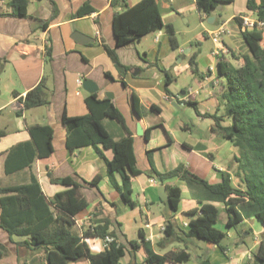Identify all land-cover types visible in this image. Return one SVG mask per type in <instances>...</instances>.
Returning a JSON list of instances; mask_svg holds the SVG:
<instances>
[{
  "label": "crops",
  "instance_id": "1",
  "mask_svg": "<svg viewBox=\"0 0 264 264\" xmlns=\"http://www.w3.org/2000/svg\"><path fill=\"white\" fill-rule=\"evenodd\" d=\"M141 0H124L130 7ZM238 0H234L235 4ZM248 0H240V7L231 18L247 16L257 21V11L247 9ZM10 0L0 1V12H9ZM28 0L27 17L16 18L0 16V186H13L28 183L31 175L35 176L47 199L64 190L58 182L64 178H73L78 183L90 182L96 175L101 176L96 188L88 187L84 193L90 204L74 216L73 231L82 234L89 225L108 221V232L115 234V240L126 245L122 264L132 260L130 241H140L143 236L157 254L182 249L172 242L164 250L156 245L164 238L168 221L174 224L178 233H187L190 221L195 215L190 212L198 209L200 203L212 204L218 210V219L214 227L226 234L225 239H236L230 245L222 244L225 251L209 243V250L200 257L199 262L192 259L188 241L182 242L183 249L189 254V260L183 264H241L250 259L256 251L264 227L257 225L255 218L244 219L238 224L227 227L224 203L213 198L201 185L181 180L177 177L158 180L146 172L151 162L158 172L172 170L178 166L206 181L218 184L227 173L233 187L244 190L241 181L243 174H238L239 150L226 137L215 130L213 116L221 117V124L227 126L231 120L225 117V106L221 95L226 92L227 82L218 74V62L238 68L243 64L242 56L248 49L241 38L238 23L223 37L222 45L227 54L219 60L211 52L214 44L207 33L220 25L225 26L218 11L206 16L198 11L196 0H156L162 22L170 24L175 31L178 18L185 25L195 13L199 17L202 29L196 40L177 41L178 49L173 50L169 36L164 30L146 34L132 42L115 49L120 63L127 67L125 71L116 68L108 56L105 46L115 48L112 20L115 13L121 11V5L113 7L112 0ZM255 6L260 0H253ZM80 11H88L81 16ZM212 17L209 27L203 25ZM47 22L43 29L42 24ZM226 27V26H225ZM261 31L260 47L264 50V28ZM81 33L90 41L78 43L74 33ZM210 40L212 47L203 48L199 39ZM50 50L48 58L47 50ZM197 53L198 75L189 66L190 55ZM186 61L185 65H182ZM237 63V67L233 65ZM214 65L216 73L208 74V67ZM173 78L165 90V74ZM175 73V76L172 75ZM182 78L187 84L184 89L175 84ZM207 79L205 80V78ZM215 78L217 83L214 82ZM78 79L91 80L99 86L98 99H105L106 93L114 106L124 116L126 125L134 140L136 164L142 174L132 177V200L134 208H128L119 193L111 186L106 176L105 162L92 147H84L74 152L66 148V128L62 124V115L68 117L83 116L88 113L85 98L90 95L76 83ZM42 80L48 89L49 102L41 107L25 109L23 98ZM175 83V84H174ZM132 94L138 100L141 112L138 117L132 107ZM108 99V98H107ZM105 130L114 139L122 136L120 127L109 120L102 122ZM140 125L141 134H137ZM32 126H47L52 130L53 152L46 158L35 156L30 168L5 173V162L9 152L22 143H31L29 132ZM147 133V138H146ZM99 149L102 150L101 146ZM107 160L112 159L110 150H102ZM24 160L11 156L9 165L14 167ZM11 177V178H10ZM7 178V179H6ZM120 184V177L116 174ZM166 186L180 189L177 210L172 212L165 201L158 195L159 187L166 191ZM196 215H200L198 212ZM257 220V219H255ZM233 230L236 234H233ZM224 239V240H225ZM27 237L12 236L0 229V243L7 254L0 258V264H46L42 249L28 248L22 245ZM90 252L98 254L104 250L100 238L85 239ZM250 244V247L246 245ZM136 264L145 263L142 248L134 252ZM74 264H89L85 258ZM165 264H179L166 262Z\"/></svg>",
  "mask_w": 264,
  "mask_h": 264
},
{
  "label": "trees",
  "instance_id": "2",
  "mask_svg": "<svg viewBox=\"0 0 264 264\" xmlns=\"http://www.w3.org/2000/svg\"><path fill=\"white\" fill-rule=\"evenodd\" d=\"M2 1V0H0ZM53 15L56 7L53 0ZM234 0H196L200 13L210 16L221 4H231ZM113 7L121 5V11L115 13L112 20V29L115 38V48L105 46V50L120 71H125L115 52V49L124 46L146 34L164 30L170 40L173 50L178 49L175 31L172 25H164L156 4V0H141L128 7L124 0H112ZM9 12H0V16L16 18L27 17L28 0H10ZM247 9L257 11L258 19L264 21V0L255 6L253 0L247 1ZM88 11H80L83 16ZM241 31V38L248 49L243 55V64L233 68L218 62V74L227 82L226 92L221 95L225 106V117L231 120L227 126L221 124L222 118L213 116L215 130L226 137L239 150V157L235 158L238 164L239 175L243 174L241 181L244 190L232 186L231 178L227 173L222 176L218 184H209L186 171L183 166L172 170L158 172L151 163L146 172L148 176L160 181L170 178H179L203 186L208 193L224 203L227 216L226 226L232 227L244 219L255 218L264 227V50L260 47L261 31L259 29H243L241 17H235ZM47 22L42 24L44 29ZM48 58L50 50H47ZM197 53L189 56L188 63L191 71L198 75L196 62ZM165 74V90L173 81L169 73ZM48 89L42 80L36 87L28 91L23 98L25 109H32L48 104ZM88 113L83 116L68 117L62 115V124L66 128V148L74 152L84 147H92L106 165V176L111 186L119 193L122 202L128 208H134L132 200L131 179L142 174L136 164L134 154V140L128 129L124 116L114 106L110 99H98L94 94L85 98ZM132 107L135 114L140 117L138 100L132 94ZM104 120L116 123L122 136L114 139L102 125ZM32 142L22 143L14 147L7 156L5 173L12 174L18 170L30 168L35 156L46 158L53 152L52 130L47 126H32L29 129ZM147 138V133H146ZM110 150L112 159L107 160L102 150ZM23 158L21 162L11 167V156ZM116 174L121 183L116 180ZM101 180L96 175L90 182L78 183L67 177L58 182L64 190L56 193L51 199L43 194L40 184L35 176L31 175L28 183L0 186V229L10 237H27L22 245L33 249H42L45 252L46 264H74L80 259H87L89 264H122L126 253V245L115 240L114 233L108 232V221L102 224L89 225L82 234L73 231L74 216L84 210L90 200L84 189L96 188ZM167 200L165 204L175 212L180 200V189L176 186H166ZM200 212V215H196ZM195 215L189 223L187 233H178L171 221L164 227V238L156 245V249L164 250L172 242H183L186 238L202 240L218 246L222 251V242L226 234L214 227L218 219V210L209 203H200L198 209L190 212ZM113 240L98 254H92L85 243L87 238ZM132 260L127 264H136L134 252L143 249L146 264H165L166 262L183 264L189 260L185 249L169 250L163 255L157 254L143 236L140 241H130ZM7 254L6 248L0 243V258ZM241 264H264V233L252 257Z\"/></svg>",
  "mask_w": 264,
  "mask_h": 264
},
{
  "label": "rangeland",
  "instance_id": "3",
  "mask_svg": "<svg viewBox=\"0 0 264 264\" xmlns=\"http://www.w3.org/2000/svg\"><path fill=\"white\" fill-rule=\"evenodd\" d=\"M240 3H241L240 0H238L235 4H232V5L224 4L223 8L217 12V14H219L221 17V20L225 21V26L229 30H232L233 28H235V22L233 21L231 16L233 12H235V10H237L240 7ZM241 6H242V3H241ZM188 19H189L188 25H185L183 20H181L180 18H178V21L175 23V27L177 30L176 39L179 43H183L185 40H189V39L192 41H195L196 40L195 36L199 35L202 30L199 26V21H200L199 17L195 13H192ZM202 22H203V25H206L207 27H209L207 22L205 21H202ZM199 39L203 42V48L210 49L212 47V42L210 40H203L201 37ZM185 64H186V61H183L182 65H185ZM233 65L237 67V63L233 62ZM172 75L175 76V73L172 72ZM178 79L179 81L177 82V84L175 83L174 84L178 86L179 88L184 89L187 83L184 80H182L181 77H179ZM0 178H2L1 179L2 181L3 180L5 181V178H3V176H0ZM253 221L257 223V225L259 226L261 225V222L259 220L254 219ZM232 233L236 234L234 230ZM235 239H236V236L232 237L231 239H225L222 242V244L230 245L231 243L234 242ZM185 241H186L185 244H187L188 241H191L192 244H196L192 248L189 247V251L191 252L192 259L196 262H199L200 257L204 256L206 252L210 251L208 242L197 240L194 238H186ZM183 244L184 243L182 242H178V243H175L174 246L176 247L180 246L183 249ZM246 245L250 247L249 243H246Z\"/></svg>",
  "mask_w": 264,
  "mask_h": 264
},
{
  "label": "built area",
  "instance_id": "4",
  "mask_svg": "<svg viewBox=\"0 0 264 264\" xmlns=\"http://www.w3.org/2000/svg\"><path fill=\"white\" fill-rule=\"evenodd\" d=\"M242 28L243 29H259L262 30L264 28V21H253L251 20L249 17L247 16H242ZM208 36L211 38L213 44H214V48L211 52V55L219 60V58L222 56V54H227L228 51L227 49L224 48V46L222 45V39L223 37H225L226 35L229 34L228 29L224 26V25H220L218 26L216 29H214L213 31H210L209 33H207ZM208 74H213L216 73V67L214 65H211L208 67L207 70ZM207 79V77L205 78V80ZM215 83H217V79L215 78L214 80ZM77 85L79 87L82 86V80L78 79L76 81ZM162 231H164V228H162ZM113 239L111 237H106L105 239H103V247L105 248Z\"/></svg>",
  "mask_w": 264,
  "mask_h": 264
},
{
  "label": "water",
  "instance_id": "5",
  "mask_svg": "<svg viewBox=\"0 0 264 264\" xmlns=\"http://www.w3.org/2000/svg\"><path fill=\"white\" fill-rule=\"evenodd\" d=\"M212 19H213L212 17H209L207 23L212 24V21H211ZM73 39L75 41H77L78 43H85L86 42L85 40L90 41V39H88L87 37H85L84 35H82L81 33H78V32L74 33ZM82 88L90 94L97 93L99 90V86L96 83H94L93 81L88 80V79H85L82 82ZM106 97L108 99H111L112 95L109 93H106ZM137 134L138 135L141 134L140 125L137 126ZM158 195H159L161 200H163V201L167 200L166 191L162 187H159ZM202 264H208V263H202Z\"/></svg>",
  "mask_w": 264,
  "mask_h": 264
}]
</instances>
